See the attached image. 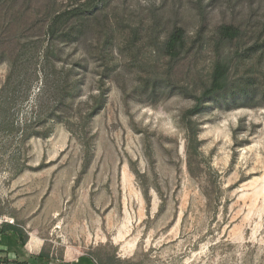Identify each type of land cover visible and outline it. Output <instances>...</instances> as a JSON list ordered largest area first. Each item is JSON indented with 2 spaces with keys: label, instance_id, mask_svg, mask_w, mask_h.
<instances>
[{
  "label": "rangeland",
  "instance_id": "obj_1",
  "mask_svg": "<svg viewBox=\"0 0 264 264\" xmlns=\"http://www.w3.org/2000/svg\"><path fill=\"white\" fill-rule=\"evenodd\" d=\"M46 1H29L21 24ZM106 12L114 31L106 62L98 20L82 41L63 44L57 61L79 81L69 114L101 97L90 121L75 116L74 132L53 121L47 137L19 146L0 138V224L27 234L23 246L0 245V256L24 260L45 248L50 264L87 255L113 264H264V0H110ZM221 24L238 26L239 39L217 44ZM134 25L137 61L124 46ZM175 25L186 46L172 62L155 43ZM39 33L31 27L24 37ZM220 57L245 94L204 101L199 155L188 166L180 117ZM8 68L0 62V85ZM154 71L168 73L176 91L148 84Z\"/></svg>",
  "mask_w": 264,
  "mask_h": 264
},
{
  "label": "trees",
  "instance_id": "obj_2",
  "mask_svg": "<svg viewBox=\"0 0 264 264\" xmlns=\"http://www.w3.org/2000/svg\"><path fill=\"white\" fill-rule=\"evenodd\" d=\"M29 1L31 0H0V62L7 61L9 67L0 85V138H10L17 146L34 136L47 137L52 130L53 121L64 123L71 132H74L75 116L79 115L83 122L81 125L90 121L101 107V97L97 100L96 96L91 95L89 100L82 103L86 106L85 110L81 108L73 115L69 114L72 108L69 101L74 100L73 90L78 87L79 81L72 66H57L59 56L63 53L60 47L82 41L91 31L94 21L98 20L97 31L101 38L97 52L99 60L104 64L111 52L109 46L114 32L110 28L111 19L106 12L110 0H68L62 6H58L56 0H47L34 12V20L22 25ZM154 25L155 22L150 29ZM31 27L38 28L40 32L33 41L24 37L25 30ZM131 29L124 46L132 53V60L137 61L141 51V45L137 43L139 34L135 25ZM216 34V43L225 45L239 39L241 30L232 24H221ZM185 38V29L175 25L165 38L155 43V50L175 62L185 51ZM12 44L13 49L9 47ZM258 46V43L249 46L244 54L250 55ZM231 67L226 57L218 58L201 94H194V104L181 114L180 120L187 135L188 166L199 155L195 116L203 109L204 101L219 95L226 97L229 93L233 99L242 98L245 94V90H241L244 87H239V78H231ZM109 73L110 70H107L103 75L107 76ZM149 74L146 76L148 84L153 87L163 86L171 92L176 91L168 73L154 71ZM101 95L102 93L99 96ZM25 165L15 167L13 175L18 174ZM26 239L25 230L17 223L4 221L0 224V245L7 246L16 241L23 246ZM3 252L5 250L0 248V254ZM53 259L42 248L39 253L30 254L24 260H10L7 256H0V264H50ZM77 264L113 263L108 257L95 259L87 255L82 256Z\"/></svg>",
  "mask_w": 264,
  "mask_h": 264
}]
</instances>
